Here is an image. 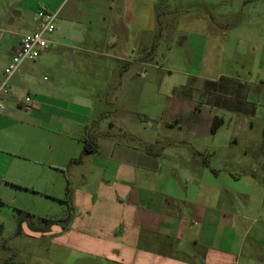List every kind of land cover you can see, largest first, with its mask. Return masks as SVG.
I'll return each mask as SVG.
<instances>
[{"label":"crops","instance_id":"1","mask_svg":"<svg viewBox=\"0 0 264 264\" xmlns=\"http://www.w3.org/2000/svg\"><path fill=\"white\" fill-rule=\"evenodd\" d=\"M201 1L203 4L211 2ZM172 4L170 0H70L66 4L64 0H37V6L18 7L14 12L17 21L14 29L20 31L24 27L21 33H14L18 37L4 45L5 34L0 35V84L5 80V68L14 48L25 34L36 30L37 13L41 8L58 13L59 22L58 30L50 36V48L35 66L37 70L45 69L47 83L38 89L36 96L30 97L31 103H25L14 82L11 91L3 97L6 109L0 110V189L6 182L8 186L3 189V195L0 194V202L15 198L11 195L16 191L14 188L33 190L62 206L66 204L67 188L58 195L48 189L42 191L43 185H31L30 177L39 171L28 164L31 161L37 166L47 160L49 152L61 147L65 131L71 134L72 143H82V150L85 139L94 140L98 147L95 154L83 155L81 151L77 157L67 156L72 211L71 221L66 226L80 241L87 238L91 247L87 253L113 264H264V225L258 227L255 221L247 224L246 217L225 209L223 188L207 183L209 176L204 169L210 168L217 176L221 174L210 159V155L217 157L222 146L213 143L212 138L220 131L207 136L203 146H196L198 158L192 162L197 169H203L200 173L203 179L197 181L193 189L186 185L192 180L188 172L182 173L186 181L177 180L182 177L174 162L168 163V169L174 171L165 175L163 171L168 169L160 164L153 149L140 148L134 141H120L106 126L107 119L105 125L97 126H90L93 121H88L92 108L85 99L89 95L85 96L88 91L80 87L94 81L92 68L96 62L90 55L100 48L118 52L110 55L111 62L106 65L121 68V77L125 79L123 86L139 88L135 99L140 100L145 94L143 67L154 64L159 38L163 34L170 35L174 24L180 26L179 19H190L191 25L186 27L188 33L185 35L177 31L172 43L195 48L197 43L192 39H198L203 67L205 62L218 58V55L211 57L208 52L212 40L220 38L222 33L217 17L197 13L183 16ZM208 18L211 20H206ZM60 68H69L75 83L72 92L78 103L72 102V112L66 105L63 92L66 81L60 77ZM147 84L149 95L158 96L154 82ZM132 97L128 92L121 96L123 99ZM210 106L217 108L219 105ZM68 111L75 116L83 112V125L65 126L63 115ZM190 144L189 140H180L176 147ZM78 159L80 163L76 162ZM63 164L61 161L53 166L62 168ZM87 174L93 180L83 184ZM54 183L49 181L47 185L52 188ZM58 225L63 223H54L45 234L52 232L54 227L59 229ZM24 226L22 223V228ZM62 232L64 226L59 234Z\"/></svg>","mask_w":264,"mask_h":264},{"label":"rangeland","instance_id":"2","mask_svg":"<svg viewBox=\"0 0 264 264\" xmlns=\"http://www.w3.org/2000/svg\"><path fill=\"white\" fill-rule=\"evenodd\" d=\"M170 1L182 11L183 16L185 13H197L217 17L216 21L222 33L220 38L212 40L208 52L211 57L218 55V58L205 62L203 67L198 39H192L193 43H197L195 48L174 45L172 42L177 31L185 35L188 33L186 27L191 25L190 19H179L180 26L174 24L170 35L163 34L159 38L154 64L143 67L145 94L140 100L135 99L139 88L128 87V84L123 86L125 79L121 77V68L106 65L111 62L110 55L118 52L100 48L90 55L91 60L96 62L92 68L95 73L94 81L91 80L92 83L87 85L81 84L80 87L81 90L86 88L88 91V94L84 95H89L85 101L92 108V115L88 119L93 121L90 126L100 123L105 125L107 119L106 126L119 136L120 141H134L140 148L153 149L154 155L166 169L169 162H174L177 168L179 167V177H182L177 180H185L182 173L188 172L192 180L186 185L194 189L198 185L196 182L203 179L200 174L203 169H197V165L192 162L198 158L195 155L196 146H203L206 137H210L214 117H222L225 122L218 130L220 133L217 137H212L213 143L218 142L222 146L217 157L210 155L213 167L219 169L221 174L217 176L210 168L204 169L208 174L206 176H209L207 183L214 184L219 189L223 188L222 206L225 209L246 217L247 224L255 221L256 226H263L264 0H206V4L201 0H193L191 4L178 0ZM27 4L37 6V0H27L23 3L17 0H0V35L5 34L3 45L17 38L14 33L19 35L24 28L15 31L17 21L14 12L19 10L18 7ZM178 27L180 29H176ZM205 53L206 50L203 54ZM39 60H28L21 64L9 80V92L14 82L23 100L27 96L32 98L37 95L38 89L47 83L44 81L45 69L37 70L35 67L40 63ZM60 69V77L66 81L63 84L66 105L72 112V102L78 103L72 92L75 83L69 68ZM206 78L222 83L216 88ZM149 81L156 85L158 96H155V93L152 97L149 95ZM188 83L192 86L189 94L191 98L179 96L178 89ZM124 92L131 93L134 97L123 99L121 96ZM215 102L219 106L211 107L210 104ZM69 111L63 115L65 126L83 125V112H80V116H75L69 114ZM78 117L80 119H77ZM88 121L86 123H89ZM70 135L69 132H62L61 147L49 152L47 160L39 162L37 166L31 161L28 163L34 170L36 168L39 171V174L30 177L32 186L34 183L37 187L43 185L42 191L48 189L58 195L65 192L68 182L71 183L67 172L70 167L67 156L77 157L82 151V143H72ZM48 138L52 139L50 135ZM180 140H189L191 144L177 148L176 142ZM61 161L64 167L53 166L61 164ZM173 171L168 169L163 173L169 175ZM91 180L93 179L87 174L83 184ZM49 181L55 182L52 188L47 185ZM7 186V182L1 185V195ZM12 189L16 190L11 194L15 198L3 199L0 202V219L3 225L0 228V264H113L112 261L87 253L91 248L87 238L82 241L76 238L77 236L67 229V223L58 225L59 229L54 227L52 232L45 234V220L65 218L69 213L67 204L62 206L33 190ZM21 219L24 220L25 226L18 233L17 222ZM63 226L64 232L60 235Z\"/></svg>","mask_w":264,"mask_h":264},{"label":"built area","instance_id":"3","mask_svg":"<svg viewBox=\"0 0 264 264\" xmlns=\"http://www.w3.org/2000/svg\"><path fill=\"white\" fill-rule=\"evenodd\" d=\"M70 0H64L66 4ZM38 24L35 31L24 35L20 44L14 48L10 63L5 68V80L0 84V110H5L3 97L9 93V79L19 70L25 61H37L50 48V36L58 30L59 14L42 7L37 13ZM25 103H31L30 97H25Z\"/></svg>","mask_w":264,"mask_h":264},{"label":"trees","instance_id":"4","mask_svg":"<svg viewBox=\"0 0 264 264\" xmlns=\"http://www.w3.org/2000/svg\"><path fill=\"white\" fill-rule=\"evenodd\" d=\"M222 80L224 79V77L221 78ZM220 79V80H221ZM208 82V81H207ZM210 83H212L214 86H216V88L222 83H217V82H211L209 81ZM191 89H192V86L190 83L187 84V86H183L182 88L178 89V95L179 96H183L185 98H191L190 97V93H191ZM216 103V102H215ZM218 104V103H216ZM219 105V104H218ZM98 121V120H97ZM224 119L218 115H216L214 117V120H213V123H212V127H211V133L212 134H215L220 128L221 126L224 124ZM83 150H82V154L83 155H86V154H95L97 152V144L95 143L94 140H89V139H85L83 141ZM76 162H79L80 163V159H78ZM205 165L209 167L208 163L205 162ZM234 176H236L235 174H233ZM71 186H70V183L68 182V186H67V191H66V198H65V203L67 204L68 206V211H69V214L67 215L66 218H64L63 220H60V221H57V220H52V219H46V224H45V227L43 230L45 231H48L50 230L51 226L56 223V222H62V223H69L71 221V211H72V207H71ZM24 222V220H20L19 223H18V233L21 232L22 230V223Z\"/></svg>","mask_w":264,"mask_h":264}]
</instances>
